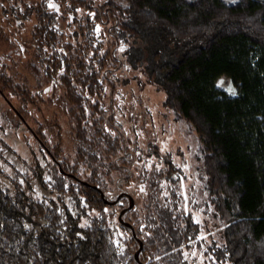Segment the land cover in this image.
Masks as SVG:
<instances>
[{
	"label": "trees",
	"instance_id": "16d2710c",
	"mask_svg": "<svg viewBox=\"0 0 264 264\" xmlns=\"http://www.w3.org/2000/svg\"><path fill=\"white\" fill-rule=\"evenodd\" d=\"M51 1L59 12L49 0H7L0 19H12L16 31L33 18L23 63L47 97L56 95L73 151L72 158L60 154L39 123H27L37 148L53 161L50 183L41 179L40 166L36 174L41 184L68 194L79 211L57 207L59 194L38 198L0 186V264H264V0ZM66 13L69 30L59 24ZM101 14L111 19L113 37L96 27L103 25ZM118 41L189 133L188 167L157 152L153 142L148 147L161 166L132 174L121 164L128 139L104 98L105 84L113 85L108 73L119 64ZM8 59L0 54V93L33 101L11 79ZM220 73L236 85L235 94L215 84ZM17 109L21 121L24 109ZM130 178L145 185L142 195L123 191ZM107 183L130 198L124 219H116L128 232L121 247L106 216L120 206L115 195L103 193ZM200 212L217 230L207 240L199 235ZM31 215L42 221L39 228ZM190 247L200 251V261L186 253Z\"/></svg>",
	"mask_w": 264,
	"mask_h": 264
},
{
	"label": "rangeland",
	"instance_id": "374dc122",
	"mask_svg": "<svg viewBox=\"0 0 264 264\" xmlns=\"http://www.w3.org/2000/svg\"><path fill=\"white\" fill-rule=\"evenodd\" d=\"M26 1L33 2L35 0ZM99 1L101 0H94L96 3ZM6 2L7 0H0V3ZM49 3L57 12L60 11L57 4L51 0ZM89 13H92V10H89ZM11 20L10 18L8 20L0 19V54H7L10 57L6 66L9 68L11 79L15 80L25 92H28L33 101L25 102L14 92L8 94L7 98L0 93V186H6L10 190L19 187L25 194L38 198H56L59 194V197L56 198V206H66L72 213H76L79 211V207L68 194L61 191L57 192L50 184H41L36 174L37 168L40 166L41 179H46L50 183L52 181L50 170L53 161L45 154V151H40L37 148V141L27 130V123L33 128L39 123V128L46 142L57 144L60 148V154L72 158L73 151L66 115L56 95L47 97L46 86L39 88L36 76L23 63L29 49L27 44L28 29L33 18L25 19L16 31L11 30L13 27ZM100 21L103 25H96V27L98 29L104 28L103 31L99 30L101 36L105 38L104 32L109 31V37H113L114 35L110 33L111 19L107 18L105 14H101ZM71 22L69 13H66L64 19H59V24L66 30L71 29ZM13 42L17 44L12 45ZM124 48L125 43L118 41L115 52L118 55L119 64L112 69V72L108 73L113 85L106 83L104 91V98L109 99L113 116L128 139L130 152L126 153V162L120 163L127 165L132 174L142 167L161 166L162 158L151 152L153 148L148 147V142H153L156 144L157 152H166L174 164L180 163L184 168L188 167L190 158L186 142L189 133L161 103L162 89L145 74L141 64L130 65L128 63ZM215 84L228 93L236 92V85L226 73H220L215 79ZM17 108L24 109V116L21 115V121L17 120ZM119 160L117 158L118 162ZM115 171H112L111 175L115 176L116 181L119 182L122 176L117 170ZM182 187L185 192L186 186ZM122 189L132 194L142 195L145 185L130 178ZM103 193L109 196L115 195V199L120 205L117 210L110 211L111 213H107L108 209H106V216L114 238L117 240L118 246L121 247L123 238L128 235V232L126 228L117 224L116 219H124L126 214L124 209L127 208L130 198L114 185L103 190ZM89 212L92 214L95 211L90 210ZM199 214L197 219L202 223L199 232L201 239L207 240L211 235L216 236L217 230L214 220L201 212ZM30 220L36 228L42 224L40 218L33 215L30 216ZM81 221L86 223L87 218L82 217ZM123 224L127 225L125 221ZM186 253L196 260L202 259L197 247L186 249Z\"/></svg>",
	"mask_w": 264,
	"mask_h": 264
},
{
	"label": "water",
	"instance_id": "95a60500",
	"mask_svg": "<svg viewBox=\"0 0 264 264\" xmlns=\"http://www.w3.org/2000/svg\"><path fill=\"white\" fill-rule=\"evenodd\" d=\"M181 191H182V194H183V201H184L183 204L185 205V194H184V191H183V187L182 186H181Z\"/></svg>",
	"mask_w": 264,
	"mask_h": 264
},
{
	"label": "snow or ice",
	"instance_id": "6c2138e0",
	"mask_svg": "<svg viewBox=\"0 0 264 264\" xmlns=\"http://www.w3.org/2000/svg\"><path fill=\"white\" fill-rule=\"evenodd\" d=\"M232 94H235L234 92ZM141 191H143V189H141Z\"/></svg>",
	"mask_w": 264,
	"mask_h": 264
}]
</instances>
